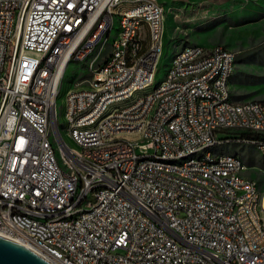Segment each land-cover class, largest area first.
Wrapping results in <instances>:
<instances>
[{
    "label": "built area",
    "instance_id": "obj_1",
    "mask_svg": "<svg viewBox=\"0 0 264 264\" xmlns=\"http://www.w3.org/2000/svg\"><path fill=\"white\" fill-rule=\"evenodd\" d=\"M115 1L0 0V236L14 242V236L45 235L86 264H264V192L234 175L236 166L246 167L242 161L177 168L150 163L151 155L172 157L217 141L258 145L262 153L264 135L234 133V124L264 128L260 103L231 102L225 74L235 72L236 53L213 46L209 59L195 63L202 46L189 45L149 102L113 120V110L147 85L163 47L160 11L147 12L158 0L123 11L125 44L108 30ZM145 21L154 24L150 53L142 52ZM90 36L97 45L88 46ZM69 58L94 67V75L65 98L71 140H63L56 99ZM99 58H109V66L95 69ZM190 71H202V78L175 84V76ZM213 72H221L222 81L211 82ZM155 99H164L163 108L140 119ZM170 113L177 122L172 138H165ZM118 125L129 127V136L100 148ZM139 153L148 161L135 163ZM59 156L67 157V168L59 167ZM99 184L108 192H99ZM211 189L232 196L233 204L213 201ZM44 216H52L51 225L43 224ZM20 245L51 264L54 253ZM59 264L68 263L59 258Z\"/></svg>",
    "mask_w": 264,
    "mask_h": 264
},
{
    "label": "rangeland",
    "instance_id": "obj_2",
    "mask_svg": "<svg viewBox=\"0 0 264 264\" xmlns=\"http://www.w3.org/2000/svg\"><path fill=\"white\" fill-rule=\"evenodd\" d=\"M158 4L163 9L162 54L153 71V80L137 94H132L131 101L136 96L142 98L164 80L174 55L181 49L189 45H214L236 53V73L230 82L231 101L264 103V0H158ZM132 8L134 6L124 5L115 10V15ZM117 21L116 18V25ZM115 34L116 30L112 36ZM153 34L145 23L143 53L151 52ZM107 51L108 47H104L101 54L105 56ZM105 60L107 58H99L95 68ZM93 70L94 67L71 61L65 71L56 99L59 131L64 140H71L69 125L63 116L65 98L71 88L87 75H93ZM54 148L57 150V145ZM214 152L237 155L247 168L246 176L264 192V155L255 146L230 143L215 147ZM261 217L264 221L263 212Z\"/></svg>",
    "mask_w": 264,
    "mask_h": 264
},
{
    "label": "bare ground",
    "instance_id": "obj_3",
    "mask_svg": "<svg viewBox=\"0 0 264 264\" xmlns=\"http://www.w3.org/2000/svg\"><path fill=\"white\" fill-rule=\"evenodd\" d=\"M144 0H116L110 6V19L108 21V30L112 32L116 30L115 36L113 38H118V44H125V29H126V22L123 20V15L121 12L120 14L115 15V10L119 9L124 5L134 6L132 10H138L140 2ZM160 11L161 21L162 16L161 13L163 9L159 4H147V12L148 13H157ZM116 18H117V25H116ZM145 23L149 24L152 32L154 33V24L152 21H145ZM145 23H144V32H145ZM164 28V24H163ZM144 43V34L142 36V45ZM97 45V36H90L88 38V46H95ZM189 47H185L177 52L172 62L166 72L164 80L157 85L151 92L145 94L142 98L136 96L132 101V95L130 96V103L125 105H120L113 110V120H120L122 117L129 114L131 111V105L133 106V110H140V104L143 102H149L152 99V95L158 93V88L164 83L167 78H170L172 71L174 70V65L176 64V60H183L185 57V52L188 51ZM211 56V48L202 47L195 56V63H204L205 60L209 59ZM160 58H158L159 61ZM71 61L79 62L80 58H69V63ZM157 64V63H156ZM155 64V66H156ZM109 66V58L105 60V62L95 68V69H105ZM153 67V71L155 69ZM67 67L65 68L62 77L59 80V91L61 89L63 77L65 74ZM235 72L225 74V84L229 83V80L234 75ZM94 75V70H93ZM154 76V75H153ZM153 76L147 80V85L153 80ZM202 78V71H190V73L186 74H178L175 76V84H184L186 81H196ZM222 81V73L221 72H213L211 74V82H220ZM142 86L140 89L137 90V94L139 90L144 88ZM71 93V92H70ZM69 93V94H70ZM68 94V96H69ZM67 96V97H68ZM260 103V102H256ZM164 106V99H155L152 101V106H144L140 112V119H149L150 116L153 114V109H161ZM262 109H264V103H260ZM177 122V113H170L169 116L165 119V125L162 126V135L165 138H172V129L171 127ZM69 125V122H66ZM60 129V128H59ZM137 132H145V125H137ZM234 133L237 134H246V136L253 135H264V128L261 125H252L246 126L242 124H234ZM129 136V127L125 125H118L114 126L108 130V137L109 139H102L100 140V148H107L114 146V140L118 139H125ZM64 140V138H62ZM231 142L226 141H217L208 146H202L197 151H182L178 155H174L172 157H159V155H151L150 156V163L157 164L160 168H177L181 165H189L192 163H203L207 160V166L213 167H222L223 166V159L226 162H235V161H242L239 157L222 154V153H215L214 149L217 146L230 144ZM236 144V143H233ZM257 148V150L261 153V147L258 145H252ZM262 155H264V148L262 149ZM61 160L59 158V167L60 168H67V157L61 156ZM148 161V154L147 153H139L135 155V163H145ZM244 165V164H243ZM247 168L244 166H236L234 168V175L240 178H247L246 176ZM205 184L206 185H214V178L213 177H205ZM99 192H108V185L107 184H99ZM211 198L213 201H220V205H229L233 204V197L232 196H221L218 189H211ZM259 209H264V197L259 200ZM77 220H84V213H77ZM43 224L44 225H51L52 224V216H44L43 217ZM1 237V236H0ZM14 242L18 244H28L31 245L34 250L39 255H46V250L48 252H52L54 254H49V261L51 264H59V258L65 260L68 264H86L85 259L79 257L75 252L72 250L64 247L61 243L54 240H49V238L45 235H38V234H30L28 237H21V236H14ZM45 245V246H44ZM31 251V250H30ZM34 253V252H33ZM37 255V254H36Z\"/></svg>",
    "mask_w": 264,
    "mask_h": 264
},
{
    "label": "water",
    "instance_id": "obj_4",
    "mask_svg": "<svg viewBox=\"0 0 264 264\" xmlns=\"http://www.w3.org/2000/svg\"><path fill=\"white\" fill-rule=\"evenodd\" d=\"M0 264H50L24 246L0 237Z\"/></svg>",
    "mask_w": 264,
    "mask_h": 264
},
{
    "label": "crops",
    "instance_id": "obj_5",
    "mask_svg": "<svg viewBox=\"0 0 264 264\" xmlns=\"http://www.w3.org/2000/svg\"><path fill=\"white\" fill-rule=\"evenodd\" d=\"M165 31V30H164ZM198 46H202V47H205V48H210V47H213L214 45H211V46H203V45H198ZM228 49V48H227ZM235 73H236V69H235ZM234 73V75H235ZM234 75L231 77V79L229 80V83H228V87H229V91H230V99H231V89H230V82L232 80V78L234 77ZM232 102V101H231ZM245 102H248V101H245ZM243 103V102H241Z\"/></svg>",
    "mask_w": 264,
    "mask_h": 264
},
{
    "label": "trees",
    "instance_id": "obj_6",
    "mask_svg": "<svg viewBox=\"0 0 264 264\" xmlns=\"http://www.w3.org/2000/svg\"><path fill=\"white\" fill-rule=\"evenodd\" d=\"M241 136H246V134H240ZM237 156V155H236Z\"/></svg>",
    "mask_w": 264,
    "mask_h": 264
}]
</instances>
